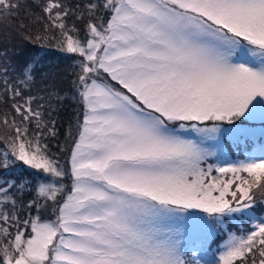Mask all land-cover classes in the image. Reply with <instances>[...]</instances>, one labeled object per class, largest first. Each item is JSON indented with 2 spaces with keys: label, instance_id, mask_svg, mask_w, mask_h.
Here are the masks:
<instances>
[{
  "label": "snow or ice",
  "instance_id": "1",
  "mask_svg": "<svg viewBox=\"0 0 264 264\" xmlns=\"http://www.w3.org/2000/svg\"><path fill=\"white\" fill-rule=\"evenodd\" d=\"M249 122L264 0H0V264H264Z\"/></svg>",
  "mask_w": 264,
  "mask_h": 264
},
{
  "label": "trees",
  "instance_id": "2",
  "mask_svg": "<svg viewBox=\"0 0 264 264\" xmlns=\"http://www.w3.org/2000/svg\"><path fill=\"white\" fill-rule=\"evenodd\" d=\"M29 54H33V55H39L41 57V64L38 65V67H43V68H47L50 64H57V63H63V54L58 53L55 51V49H44V50H40L37 49L35 46H30V53ZM39 79V77H38ZM59 86L64 87V88H68L69 87V82L67 81H63L59 84ZM74 106H68L67 110L65 113H63V115L65 116V118H67V113H70L72 111V108ZM226 150L227 152H229V154H231V156H241L242 155V151L245 149V145H241L239 148H235V145H232L230 142L228 144H226ZM236 150H238V154H236ZM258 215L260 216H264V212L258 213ZM227 237L225 236L224 239L223 237L218 236L216 239V242H221L223 240H225Z\"/></svg>",
  "mask_w": 264,
  "mask_h": 264
},
{
  "label": "rangeland",
  "instance_id": "3",
  "mask_svg": "<svg viewBox=\"0 0 264 264\" xmlns=\"http://www.w3.org/2000/svg\"><path fill=\"white\" fill-rule=\"evenodd\" d=\"M249 123H256V124H251L252 126H254L256 129H257V131H259L260 129H264V123H261V122H249ZM261 124V125H260ZM236 149H237V147H235ZM238 150H236V154H238ZM227 154H228V152H227ZM229 156L231 155V154H228ZM227 155V156H228ZM231 158H233V157H231ZM230 158V159H231ZM233 159H235V160H229V159H227L229 162H235L236 160H238V159H236V158H233ZM210 162H212V163H217V161H215L214 159H212V160H210ZM217 237L218 236H214L213 237V240L215 241V242H210V247H211V250L212 251H216V249L219 247V245H221V244H223V242H224V240L223 241H221V242H216V239H217ZM224 237L225 236H223V239H224ZM217 255H218V253H217Z\"/></svg>",
  "mask_w": 264,
  "mask_h": 264
}]
</instances>
